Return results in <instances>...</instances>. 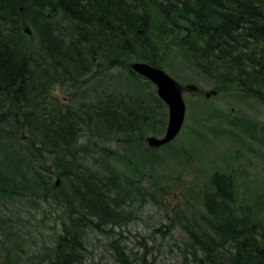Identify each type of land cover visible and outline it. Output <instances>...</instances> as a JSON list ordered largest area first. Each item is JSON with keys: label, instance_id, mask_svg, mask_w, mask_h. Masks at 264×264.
<instances>
[{"label": "trees", "instance_id": "obj_1", "mask_svg": "<svg viewBox=\"0 0 264 264\" xmlns=\"http://www.w3.org/2000/svg\"><path fill=\"white\" fill-rule=\"evenodd\" d=\"M133 62L180 64L264 102V0H0V245L21 246L25 222L10 209L22 199L41 223L66 215L36 264H87L92 235L117 264H264V211L239 202L231 176L215 172L169 207L163 196L177 193L116 165L151 161L145 138L168 123ZM147 208L150 233L130 247L123 225L146 223Z\"/></svg>", "mask_w": 264, "mask_h": 264}, {"label": "rangeland", "instance_id": "obj_2", "mask_svg": "<svg viewBox=\"0 0 264 264\" xmlns=\"http://www.w3.org/2000/svg\"><path fill=\"white\" fill-rule=\"evenodd\" d=\"M97 61L98 59L94 62ZM97 65L99 64L96 63L95 68L99 69L100 65ZM178 65L179 69L165 71L184 87L194 85L198 88L196 92H186L187 112L181 133L174 142L155 149L157 151L147 157L151 156V161H144L142 156L132 157L130 164L133 166L128 167L121 163L116 165L129 174L138 170L139 176H146L152 186L151 176H154L162 186L170 188L169 193H177L163 196V202L169 207L186 199L180 191L202 188L215 172L224 173L234 179L239 202H245L250 208L251 204H254L264 211V102L239 92H218L217 86L202 83L198 74ZM55 90L60 96L66 95L58 86ZM212 92H216L215 95L207 98L206 95ZM163 135L164 133H149L145 138L146 145L148 138H159ZM190 200L194 206H198L194 197H190ZM28 203L27 200L20 199L17 205L11 207L12 214L6 207L2 208L3 217L10 214L18 221H24L25 225L22 226L24 231L19 250L15 248L13 252L9 249L7 254L0 245V264H7V261L10 264L38 263L40 259L35 256L39 248L50 243L52 231L48 225L56 221L58 232L63 227L62 222L65 221L66 215L62 211L50 209L52 219L44 224L41 223V215L34 216L32 212H24L23 205L27 207ZM142 211L146 223L137 221L123 225V235L128 238L125 242H128L130 247L135 243L133 236L136 231L140 230L141 234L150 233L145 227L154 212L150 208ZM91 242L92 252L87 264H117L106 238L98 239L92 235ZM164 259L168 264H182L177 258L164 256ZM30 260L34 262H29Z\"/></svg>", "mask_w": 264, "mask_h": 264}, {"label": "water", "instance_id": "obj_3", "mask_svg": "<svg viewBox=\"0 0 264 264\" xmlns=\"http://www.w3.org/2000/svg\"><path fill=\"white\" fill-rule=\"evenodd\" d=\"M24 32L33 37L29 27L25 28ZM131 69L156 87L158 97L168 107L169 117L164 135L159 138L150 137L147 139L149 148L159 149L172 143L181 133L187 112L185 102L186 92H196L198 88L194 85L184 87L163 69L152 66L146 62H134L131 64ZM215 93L216 92L207 94L206 97L210 98V96L215 95Z\"/></svg>", "mask_w": 264, "mask_h": 264}]
</instances>
